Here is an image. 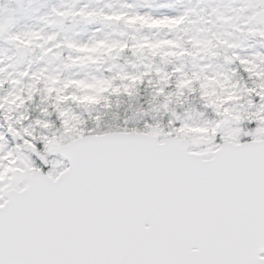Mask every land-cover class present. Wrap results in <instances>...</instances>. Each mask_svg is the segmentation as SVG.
Returning <instances> with one entry per match:
<instances>
[{"label":"snow or ice","instance_id":"6c2138e0","mask_svg":"<svg viewBox=\"0 0 264 264\" xmlns=\"http://www.w3.org/2000/svg\"><path fill=\"white\" fill-rule=\"evenodd\" d=\"M0 264H264V0L0 11Z\"/></svg>","mask_w":264,"mask_h":264},{"label":"rangeland","instance_id":"374dc122","mask_svg":"<svg viewBox=\"0 0 264 264\" xmlns=\"http://www.w3.org/2000/svg\"><path fill=\"white\" fill-rule=\"evenodd\" d=\"M53 2H58V0H0V11L6 14L10 10H15L21 17L25 15L36 16L39 15L40 12H43L46 7ZM82 2H85V0H82ZM88 2H90L92 6H99V4L103 3V0H88ZM143 2H145L143 7L144 10L158 11L161 7L159 5H154V0H136L138 5ZM180 2L181 5L179 7H182L184 4L188 3V0H180ZM174 3H177V0L176 2L174 0ZM168 4L172 5V0H170ZM74 30L79 31L82 36L89 34L88 26L85 24H77ZM104 31H119V26H105Z\"/></svg>","mask_w":264,"mask_h":264},{"label":"trees","instance_id":"16d2710c","mask_svg":"<svg viewBox=\"0 0 264 264\" xmlns=\"http://www.w3.org/2000/svg\"><path fill=\"white\" fill-rule=\"evenodd\" d=\"M169 0H154V5H159V6H162V5H165V3H167ZM172 5L173 6H179L180 5V3L178 4V3H174V0H172ZM176 2V1H175ZM144 3L145 2H143V3H139V6H141L142 8L144 7ZM147 4V3H146Z\"/></svg>","mask_w":264,"mask_h":264}]
</instances>
